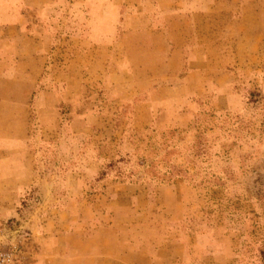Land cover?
I'll list each match as a JSON object with an SVG mask.
<instances>
[{"label":"rangeland","instance_id":"rangeland-1","mask_svg":"<svg viewBox=\"0 0 264 264\" xmlns=\"http://www.w3.org/2000/svg\"><path fill=\"white\" fill-rule=\"evenodd\" d=\"M6 5L38 44L0 69V226L88 232L69 264H264V0Z\"/></svg>","mask_w":264,"mask_h":264},{"label":"crops","instance_id":"crops-1","mask_svg":"<svg viewBox=\"0 0 264 264\" xmlns=\"http://www.w3.org/2000/svg\"><path fill=\"white\" fill-rule=\"evenodd\" d=\"M20 11L36 9L40 0H20ZM7 0H0V69L3 75L13 69L19 70L20 56L25 57L34 55L32 46L37 49V39L26 37L23 39L18 34V28L23 26V20L20 22H12L8 14L9 8L6 5ZM14 31L12 35L11 31ZM25 44V46H24ZM18 58V59H17ZM14 167L8 160H0V179L6 177L11 168ZM15 168V167H14ZM18 187H24L27 179L22 176L18 181ZM27 185V184H26ZM88 233V232H85ZM85 233L77 234L75 228L66 229H44L39 230L34 235L33 240L40 248L37 259L31 264H69L74 259L76 241L85 240ZM90 234V233H89ZM83 236V238H82ZM63 260V261H62Z\"/></svg>","mask_w":264,"mask_h":264},{"label":"built area","instance_id":"built-area-1","mask_svg":"<svg viewBox=\"0 0 264 264\" xmlns=\"http://www.w3.org/2000/svg\"><path fill=\"white\" fill-rule=\"evenodd\" d=\"M19 232L17 228L0 226V264H30L33 260V237L24 231Z\"/></svg>","mask_w":264,"mask_h":264},{"label":"trees","instance_id":"trees-1","mask_svg":"<svg viewBox=\"0 0 264 264\" xmlns=\"http://www.w3.org/2000/svg\"><path fill=\"white\" fill-rule=\"evenodd\" d=\"M261 255H262V259L264 261V250L261 252Z\"/></svg>","mask_w":264,"mask_h":264}]
</instances>
